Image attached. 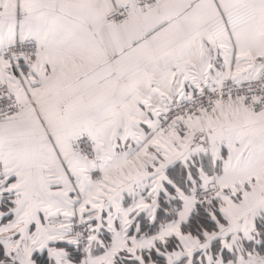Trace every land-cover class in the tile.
I'll return each instance as SVG.
<instances>
[{
	"label": "snow or ice",
	"instance_id": "6c2138e0",
	"mask_svg": "<svg viewBox=\"0 0 264 264\" xmlns=\"http://www.w3.org/2000/svg\"><path fill=\"white\" fill-rule=\"evenodd\" d=\"M0 264H264V0H0Z\"/></svg>",
	"mask_w": 264,
	"mask_h": 264
}]
</instances>
